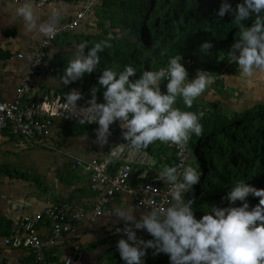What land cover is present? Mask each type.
Returning a JSON list of instances; mask_svg holds the SVG:
<instances>
[{
    "label": "clouds",
    "instance_id": "clouds-1",
    "mask_svg": "<svg viewBox=\"0 0 264 264\" xmlns=\"http://www.w3.org/2000/svg\"><path fill=\"white\" fill-rule=\"evenodd\" d=\"M232 12L234 23L239 27L238 39L228 52L230 63L238 65L244 77H253L264 72V0H244L236 9L227 2L222 3L220 17ZM22 18L25 33L39 32L44 36L54 35L59 16L53 13L46 21H41L32 0L16 8ZM255 20L251 27L243 23ZM112 45L108 41L95 43L89 49L81 43L72 53V59L64 69L62 82L69 85L93 73L101 64L98 55ZM213 45L205 42L201 51L210 52ZM162 55L164 53H161ZM177 54L170 58L166 67L157 71L146 70L139 78L132 66L119 73L105 68L99 77L104 103L97 102L99 88L90 90L91 99L86 106L79 107L83 96L76 89L66 93L65 103L70 109V117L75 116L79 124L97 123L96 143H108L110 128L116 122L128 146L136 151L147 149L157 142L172 144L181 152L185 151L193 134L200 136L203 128L200 120L203 113L183 111L176 107L182 99L187 108L205 93L214 83L216 74L198 70L196 78L189 80V73ZM167 81L166 93L161 91V83ZM200 174L191 165L166 166L158 179L170 185L173 203L167 208H153L139 220L132 207L118 209L116 217L125 222L122 229L127 239H120L117 248L125 264H145L147 249H154V255L164 253L171 264H264V189H257L243 181L235 184L226 199L241 207H211L208 214L197 219L191 199L185 193L200 181ZM151 188V186H148ZM249 196L259 198V204L250 210L246 202ZM146 230L154 239L144 241L137 238L136 231Z\"/></svg>",
    "mask_w": 264,
    "mask_h": 264
},
{
    "label": "crops",
    "instance_id": "crops-1",
    "mask_svg": "<svg viewBox=\"0 0 264 264\" xmlns=\"http://www.w3.org/2000/svg\"><path fill=\"white\" fill-rule=\"evenodd\" d=\"M60 1L57 5L58 27L71 20L80 10V0ZM22 5L0 0L1 100H16V89L32 67L29 57L45 38L39 32H24L22 18L16 14V8ZM35 9L41 21L48 20L53 14L50 9L39 10L36 7ZM95 19L96 17L83 20L76 30L65 31L50 43L45 60L47 69L39 70L31 78V89L27 98L44 99L47 97L44 96L46 93L56 94L57 90L68 87L61 81L64 69L84 38L97 31ZM19 54L24 57L18 58ZM222 72L223 69L220 70V75ZM229 74H240V70L236 67ZM220 83L221 93L212 88L207 94V103L219 102L222 110L231 112H242L264 103V72H258L256 77L240 78V84L247 87L245 93L241 92L242 87L237 81L228 79L227 82H222L220 79ZM229 88L236 90V96L230 93ZM222 97L226 101H223ZM243 101L248 102V105H242ZM61 118L64 117L55 119L52 129L53 146L50 148L24 146L6 132L0 131V264H66L69 258L75 260L76 264H95L84 257L92 254V250L105 247L108 243H115L121 238L127 239L123 232H117L118 228L122 229L125 226V222L116 217L118 209L132 207L137 220L143 214H147L146 211L135 208L133 204L135 195L146 196L140 177L163 170V163L158 155L133 150L128 144L116 142L111 138H108L106 145L101 146L96 143L95 138L65 137L57 125ZM113 150L123 151V155L115 160L111 173L118 171L122 165H131L132 178L129 184L135 189V195L127 193L116 195L104 207L100 217L87 216L80 220L76 230L69 234L55 235L52 222L44 217L37 226V233L43 241L51 244L45 248V258L39 260L32 249L24 246L22 219L27 215L42 213L54 204L93 208L101 200V195L92 189L91 183L83 181L76 174L80 167L78 163L79 161L88 163L95 159L104 160ZM85 174L91 176L86 168ZM148 236L151 235L139 233V238L144 241H147ZM6 240H9L10 244H7ZM100 242H105V245L93 247ZM18 243L20 245H17ZM146 251L150 252L149 249Z\"/></svg>",
    "mask_w": 264,
    "mask_h": 264
},
{
    "label": "trees",
    "instance_id": "trees-1",
    "mask_svg": "<svg viewBox=\"0 0 264 264\" xmlns=\"http://www.w3.org/2000/svg\"><path fill=\"white\" fill-rule=\"evenodd\" d=\"M225 2L235 10L244 0H103L97 7L94 22L97 31L87 35L83 43L89 46V49H85L86 53L91 46L101 41H108L112 47L98 54L101 64L93 73L69 84L64 90H57L56 94L65 100L68 89L76 88L83 90L84 98L91 99L90 90L97 87V102L104 103L105 89L99 86L98 80L105 68L119 73L130 65L137 72L135 77L130 78L134 81L143 71H157L166 67L169 59L177 54L183 57L182 63L189 76L196 75L198 70L219 72L229 61L228 52L239 38V27L233 22V13L229 12L223 17L218 15ZM254 20L255 14L243 23L251 27ZM205 42L213 45L208 54L215 60L224 56L225 62L220 64L219 69L213 62L200 61V54H204L200 49ZM188 61L194 64L189 66ZM163 83L167 84V81ZM207 106L209 112L200 120L202 134H193L188 146L194 152L193 157L201 160V174L217 179L223 188L220 191L209 189L200 182L193 186L187 200L194 201L193 210L197 219L208 214L213 205L219 208L243 206V202L231 204L226 199L231 188L238 182L243 181L257 189H264V103L229 115L222 111L219 102L205 103L203 106L193 103L191 108H187L182 99H178L176 104L183 111L196 113ZM57 125L65 137L95 139L99 127L98 124H79L66 117L61 118ZM110 131L109 138L127 144L117 122L111 126ZM156 145L164 144L157 142L142 151L152 154ZM169 149L172 155L166 159V166L174 167L176 152ZM246 202L251 210L259 204V198L249 196ZM153 239L152 236L146 237L147 241ZM102 245L105 242L93 247ZM145 264L171 262L168 255L160 253L157 259Z\"/></svg>",
    "mask_w": 264,
    "mask_h": 264
},
{
    "label": "built area",
    "instance_id": "built-area-1",
    "mask_svg": "<svg viewBox=\"0 0 264 264\" xmlns=\"http://www.w3.org/2000/svg\"><path fill=\"white\" fill-rule=\"evenodd\" d=\"M13 4H24L26 0H6ZM103 0H80V10L76 15L57 28L54 35L45 36L44 41L34 50L29 61L32 64L31 69L22 78L19 87L16 89L17 98L14 101L0 99V131L6 132L9 136L16 139L20 144L27 147L47 148L53 146L52 129L57 117H67L79 123L75 116L70 117V109L66 106L60 94H55L50 100L48 97L44 99L27 98L31 89V78L39 71L46 70L45 60L47 58V48L60 34L65 31L76 30L83 20L93 19L97 14V7ZM34 6L39 9H50L53 13H58L57 5L60 0H32ZM24 55L19 54L18 58ZM194 62L188 61V65ZM53 72V70H50ZM189 80L196 78V75L189 76ZM217 79L215 78V83ZM214 83V84H215ZM213 84V85H214ZM73 88L68 89L70 92ZM83 95L82 89H76ZM90 99L78 101L79 107L86 106V102ZM209 107L200 109L203 113L202 118L209 112ZM83 124H89L87 122ZM97 124V123H91ZM121 131V130H120ZM122 133V131H121ZM176 152L177 161L174 167L181 164L187 166L193 158V150L187 146L186 150L181 152L176 146L168 144ZM123 151L113 150L104 160H92L88 163L79 161V166L85 168L91 173L92 189L101 195V200L91 209L72 204H54L45 209L44 212L34 216H25L21 221L23 229L24 246L32 249L39 260L45 258V248L51 242L43 241L37 233V226L44 217L48 218L53 224L55 235L69 234L76 230L78 222L87 216L100 217L104 207L118 194L127 193L135 195L136 191L130 186L132 178V167L129 164L122 165L118 171L111 173L115 160L121 158ZM159 173L141 176L142 189L146 192V196L135 195L133 206L143 211H151L153 208H167L173 203L170 196V185L158 179ZM148 186H151L149 188ZM190 192V191H189ZM188 192V193H189ZM188 193H185L187 200ZM138 240L139 233H149L146 230H136ZM124 236H126L124 234ZM127 237V236H126ZM10 244L9 240H6ZM17 245H20L18 243ZM66 264H76L72 258L67 259Z\"/></svg>",
    "mask_w": 264,
    "mask_h": 264
},
{
    "label": "rangeland",
    "instance_id": "rangeland-1",
    "mask_svg": "<svg viewBox=\"0 0 264 264\" xmlns=\"http://www.w3.org/2000/svg\"><path fill=\"white\" fill-rule=\"evenodd\" d=\"M201 60L210 61V63L211 62L215 63L216 66L218 67V69L220 68V64L225 62L224 56L223 57L222 56L221 57H217L216 58L217 61H216L215 58H213L211 55L205 54V53L204 54H200V61ZM236 67H238V65H236L235 63H230V61L225 63L224 67H222L224 72H222L221 75H220V70H222V69H220L219 72L216 71L214 73V74H216V78L219 81H217L215 86H212L211 88L206 90L203 95H201L197 100L194 101V103L196 105H201V106H203L205 103H207L206 102L207 99H208L207 98V94L209 93V91H211L212 88H214L215 91H217V93H218V91L220 92L221 91L220 79H221L222 82H224V81L227 82L228 79H231L232 81H237L239 83V85L242 87L241 88V92L245 93L246 90H247V87H244V86H242L240 84V78L244 77V76H242L241 72H240V74H237V75L229 74V72H231ZM226 70H230V71H226ZM257 74H258V72L253 77H256ZM166 85H167L166 83H163V82L161 83V91L162 92H164V90L166 89ZM224 85L225 84L223 83V86ZM237 89L239 90V88H237ZM229 90H230V93L232 92L233 96H236V94H237L236 90H231L230 88H229ZM54 95L55 94L46 93V95H44V96H47L50 100H52V97ZM82 96H83V99H81V100L83 101L86 98H84V95H82ZM238 98H240V96ZM222 99H224V97H222ZM220 101H222V100H220ZM223 101H226V100L224 99ZM246 101H248V100L246 99ZM241 103H242V105L244 104V106L248 105V102H245V101H243ZM229 110H231V109H229ZM222 111L226 115H229V114L233 113L231 111H225V110H222ZM117 126L119 127V122H117ZM119 129H120V127H119ZM154 153H156L158 155L159 159H161V161L163 163V168L166 167V159L172 155V151L169 149L168 144L156 145L155 149H154ZM188 165H191L200 174V176H201L200 181H199L200 183H202L203 185H205L209 189H214V190H219V191L222 190L223 185H222V183L220 181H218L217 179L204 177L201 174V172H200V168L202 166L201 160H199V159L197 160V158L193 157V160H191L188 163ZM117 244H118V241L115 242V243L114 242L113 243H108L105 247H101L98 250H92V254L88 255L87 257L85 256L84 259H87L90 262H94L95 264H125V262L120 257V254H119V251H118V248H117ZM149 251L150 252H147L146 256L144 257V262L145 263L149 262L150 260H153V259H155V258H157L159 256V255H154V251H155L154 249L149 248Z\"/></svg>",
    "mask_w": 264,
    "mask_h": 264
},
{
    "label": "water",
    "instance_id": "water-1",
    "mask_svg": "<svg viewBox=\"0 0 264 264\" xmlns=\"http://www.w3.org/2000/svg\"><path fill=\"white\" fill-rule=\"evenodd\" d=\"M76 174L81 177L83 181H87L89 183H92V177L85 174V167L80 166L78 170L76 171ZM85 175L87 176V179L85 180Z\"/></svg>",
    "mask_w": 264,
    "mask_h": 264
}]
</instances>
